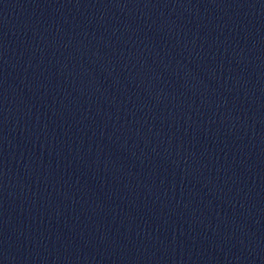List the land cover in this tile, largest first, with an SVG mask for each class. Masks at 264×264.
I'll return each instance as SVG.
<instances>
[{
	"label": "water",
	"instance_id": "obj_1",
	"mask_svg": "<svg viewBox=\"0 0 264 264\" xmlns=\"http://www.w3.org/2000/svg\"><path fill=\"white\" fill-rule=\"evenodd\" d=\"M0 264H264V0H0Z\"/></svg>",
	"mask_w": 264,
	"mask_h": 264
}]
</instances>
